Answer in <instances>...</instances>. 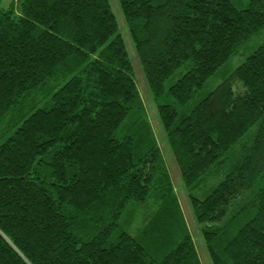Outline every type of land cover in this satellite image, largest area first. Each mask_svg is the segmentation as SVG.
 I'll use <instances>...</instances> for the list:
<instances>
[{
	"label": "trees",
	"instance_id": "obj_1",
	"mask_svg": "<svg viewBox=\"0 0 264 264\" xmlns=\"http://www.w3.org/2000/svg\"><path fill=\"white\" fill-rule=\"evenodd\" d=\"M213 264H264V0H119ZM0 0V264H202L109 0Z\"/></svg>",
	"mask_w": 264,
	"mask_h": 264
},
{
	"label": "rangeland",
	"instance_id": "obj_2",
	"mask_svg": "<svg viewBox=\"0 0 264 264\" xmlns=\"http://www.w3.org/2000/svg\"><path fill=\"white\" fill-rule=\"evenodd\" d=\"M10 1L11 0H3L2 5L7 6ZM109 2L112 8V11L116 17V20L118 22L120 34L122 35V39L124 41L128 57L133 66L134 77H135L139 92L145 104L146 111H147L149 120L152 124V127L154 129V133L157 137L158 144L161 148L162 155L169 169L170 176H171L174 188L179 197L180 204L182 206L183 213L187 220V223L190 229V234L193 238L194 245L201 258L202 264H213L210 254L206 247V242H205L204 233H203V225L199 222L194 212L188 189L183 181L179 166L174 158L173 151L169 145L166 132L164 130L163 124L161 122V119L158 113V106L155 103L152 91L149 87L143 67L139 60L135 42L131 35L129 26L125 20L123 11L121 9L120 2L119 0H109Z\"/></svg>",
	"mask_w": 264,
	"mask_h": 264
}]
</instances>
